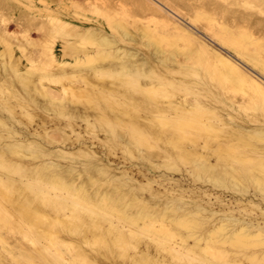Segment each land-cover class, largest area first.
Wrapping results in <instances>:
<instances>
[{
    "label": "bare ground",
    "instance_id": "bare-ground-1",
    "mask_svg": "<svg viewBox=\"0 0 264 264\" xmlns=\"http://www.w3.org/2000/svg\"><path fill=\"white\" fill-rule=\"evenodd\" d=\"M140 1L142 11L156 17L141 20L138 32L126 27L129 21L113 20L110 12L121 5L115 0L105 2L106 22L47 7L50 39H43L40 22L38 35L31 27L2 24L0 90L8 93L0 98V236L15 242L0 248V264H41L36 259L49 260L48 252L59 264H126L117 261L123 255L128 264H264V117L249 111L264 105V21L249 12L233 11L231 23L224 17L232 13L230 3L264 8V0H183L187 11L173 0ZM173 38L184 45L166 54L162 42ZM13 39L40 45L37 57L52 71L33 82L24 63L30 58L13 55ZM23 45L18 47L25 50ZM196 57L208 62L224 90L240 88L243 96L224 98L201 76H176L187 69L190 74L185 61ZM108 71L124 73L131 87L116 91L115 82L91 89L89 72ZM70 74L79 76L73 77L77 84L63 83V94L50 88L40 97L22 92L31 81L37 88L44 78L63 82ZM168 85L191 88L195 96L166 91ZM125 125L130 139L115 131ZM192 129L195 145H180ZM113 136L124 140V155L102 154L98 143H111ZM134 146L142 161L125 155ZM188 159L190 169L176 165Z\"/></svg>",
    "mask_w": 264,
    "mask_h": 264
},
{
    "label": "rangeland",
    "instance_id": "rangeland-1",
    "mask_svg": "<svg viewBox=\"0 0 264 264\" xmlns=\"http://www.w3.org/2000/svg\"><path fill=\"white\" fill-rule=\"evenodd\" d=\"M85 1H87V3L85 2ZM99 2H97V0L95 1V0H92V1H90V0H76L75 2H73L72 0H0V7L1 6H4L5 8H7V9H3L4 7H1L0 8V16L2 17V15H3V17H5V18H1L0 17V29L1 28H3V26L7 23V25L9 24V26H11L12 28L13 27H17L18 29H20V30H22V31H24V30H26V29H28L29 27H31V28H29V29H31L32 30V32H33V35H38L39 34V32H40V29H39V24L41 23V26H44L43 27V30H42V32L44 31V33H45V35H44V37H43V39L45 40V39H50V35H51V31H49V26H47V24H48V17L46 16L47 15V9L48 8H53V9H56V11L57 12H59V14L60 15H62V16H64V15H68V16H72L74 19L76 18V19H83L84 17L86 18V17H88V19L89 20H91V21H96L97 19H99V20H103L104 22H106L105 21V17H104V9L103 8H105L106 6H107V4H108V2L109 3H111L112 5L115 3V2H113L114 0H107V2L106 1H104V0H98ZM101 1H103V2H101ZM117 3L119 2H121V5H119L118 6V9H116V10H112L111 12L110 11H108V12H110V15L112 16V18H113V20H116V21H119V22H122L123 24H125L127 21H129V22H127L125 25H126V27L128 28L129 27V29L130 30H132V31H134L136 28V31L138 30L139 31V29H138V27H139V24H140V21L141 20H144V21H147V20H151V19H153V18H155L156 16H154L155 14H151V13H149V12H143L142 10V8H140L141 7V1L140 0H137V1H135V0H115ZM132 1H135V3H133ZM170 2H171V0H169ZM176 1H177V3H179V4H177L176 3ZM181 1V2H180ZM206 1H209V0H206ZM210 1H212V0H210ZM86 4H85V3ZM94 2V3H93ZM107 4H106V3ZM113 2V3H112ZM132 2V3H131ZM174 2V4H176L178 7L179 6H181V7H179L180 9H182L183 11H187L188 10V5H187V2H183V0H173L172 1V3ZM251 2V3H250ZM249 3L248 2H243V1H235V2H233V3H230L229 4V9L230 10H232V13L231 12H229V13H227V14H225L224 15V17H225V20H227L228 19V21H229V23H231L234 19H235V16L234 15H236V14H238V13H244V12H246V13H248L249 12V14H251L252 16H253V14H254V17H257L258 15H259V17H257V18H261V19H263V21H264V8H259L258 6H257V3L256 2H254L253 3V1H250ZM6 3V4H5ZM25 3V4H24ZM75 3V4H74ZM76 3H77V5H76ZM98 3H102L101 5L100 4H98ZM104 3H105V5H104ZM181 3H183L182 5H181ZM185 3V4H184ZM11 5V6H8V5ZM71 4V5H70ZM81 4V5H80ZM90 4V5H89ZM96 4V5H95ZM110 4V5H111ZM135 4V5H134ZM255 4V5H254ZM8 7H7V6ZM83 5H84V7H85V9H84V7H83ZM87 5V6H86ZM94 7H93V6ZM109 5V4H108ZM126 5V6H125ZM136 5H137V7L139 6V8H137V9H139L140 11H139V13H137V14H140V16L139 15H137L136 14V12L138 11V10H136ZM187 5V6H186ZM28 6V7H27ZM39 6V7H38ZM130 6H132L131 8V10H130ZM257 6V7H256ZM10 7V8H9ZM48 7V8H47ZM78 7V8H77ZM96 7V10L97 11H94L93 12V10H94V8ZM234 7H237L236 9H234ZM75 8V9H74ZM100 8V9H99ZM125 8V9H124ZM127 8V9H126ZM256 8V9H255ZM3 9V10H2ZM69 9V10H68ZM74 9V10H73ZM88 9V10H87ZM130 10V12L129 11H127V10ZM238 9H239V11H238ZM24 11V12H20V11ZM101 10V11H100ZM125 10H126V12H125ZM133 10V12H131ZM260 10V11H259ZM142 11V13L144 14L145 13V15L143 16V14H141L140 12ZM236 13H234V12ZM125 12V13H124ZM68 13H71V14H68ZM88 13V14H87ZM97 13V14H96ZM116 13H118V14H116ZM124 13V14H123ZM131 15H130V14ZM147 13V14H146ZM231 13V14H230ZM27 14H29V15H27ZM77 14V15H76ZM87 14V15H86ZM221 14V15H220ZM257 14V15H256ZM261 14H262V16H261ZM89 15V16H88ZM96 15V16H95ZM127 16V18L125 17V16ZM217 15V18L218 19H220V20H224V18H222L223 17V14L222 13H217L216 14ZM232 15L234 16V17H232ZM26 16H29L28 18L26 17ZM122 16V17H121ZM132 16H135L136 18H134L133 19V17ZM143 16V17H142ZM229 16V17H228ZM20 17H22V18H20ZM35 17V18H34ZM37 17V18H36ZM39 17V18H38ZM118 17V18H117ZM120 17V18H119ZM129 17V18H128ZM146 17V18H145ZM232 17V18H231ZM19 18V20L17 21V19ZM26 18V19H25ZM133 20H132V19ZM16 19V20H15ZM21 19V20H20ZM28 19V20H27ZM32 19V20H31ZM34 19V20H33ZM37 19V20H36ZM39 19H40V21H39ZM130 19L132 20V21H130ZM3 20L5 21V22H3ZM16 21V23H15V21ZM135 20V21H134ZM231 20V21H230ZM33 21V22H32ZM134 21V22H133ZM138 21V22H137ZM31 22V23H30ZM40 22V23H39ZM201 22H205V20L203 19V20H201ZM5 23V24H4ZM18 23V24H17ZM46 23V24H45ZM132 23V24H131ZM151 23H153L152 22V20H151ZM2 24H4L3 26H2ZM33 24V25H32ZM42 24H44V25H42ZM46 25V26H45ZM128 25V26H127ZM135 25L137 26V27H135ZM38 26V27H37ZM135 28H134V27ZM48 29V30H47ZM252 29L256 32V34H259V33H261V30H258V29H260V27H257V26H255V25H253V27H252ZM38 31V32H37ZM49 31V32H48ZM114 31V30H113ZM137 31V32H138ZM136 32V33H137ZM46 37V38H45ZM72 39H73V42H75L74 40H75V38H71V41H72ZM9 40H12V39H9ZM9 40H7V42H9V43H11ZM174 40V41H173ZM13 41H15V43H13ZM13 41H12V46H13V48L15 49L14 50V53H13V55L14 56H16V55H22V56H25L26 54V56H28L29 58H30V60H28V59H26L25 60V62L24 63H26V64H28V67H30L32 70H31V76L32 75H34L33 77H32V80H34L33 82H37L38 81V76H39V74H40V72H43V71H45V73L44 74H47V73H50L51 71H52V66L50 65V64H47V62H45L44 60L42 61V60H40L38 57H37V54H36V52H38V49H39V46L40 45H35V44H30L29 45V43L28 42H25L24 43V41L22 40V39H18V42H16L17 41V39L15 40V39H13ZM20 41V42H19ZM23 43H22V42ZM125 41V43H128L129 41L128 40H124ZM183 40H181V39H177V38H173V39H171L170 41H168V40H165V41H163L162 42V47H163V49H164V51H166L165 53L166 54H169L170 53V51L171 52H173L175 49H177V48H180V47H182L183 45H184V42H182ZM44 42V41H43ZM4 42H0V49H4L3 48V46H4V44H3ZM20 43V44H19ZM130 43V42H129ZM132 43V42H131ZM15 44H18V45H23V47H24V49L25 50H23V48H21L20 49V46L18 47V45L16 46ZM77 44H78V42H77ZM80 44V43H79ZM88 44H90V45H88ZM171 46H170V45ZM86 46V43L85 44H80L79 46ZM92 45V46H91ZM94 45V46H93ZM130 45H133V44H130ZM178 47H177V46ZM174 46V47H173ZM17 47V48H16ZM86 47H88V49H92V50H96V47H97V45H95V44H92V43H87V46ZM90 47H93V48H90ZM175 48V49H173V48ZM19 48V49H18ZM32 48V49H31ZM31 50H34V51H32L31 52ZM24 52H26V53H24ZM33 52H35V53H33ZM168 52V53H167ZM29 55H31V56H35L36 57V59L38 58L39 60H40V62H39V60L38 61H34V58H32L33 59V61L31 60V56H29ZM13 56V57H14ZM181 56V57H180ZM180 57V58H179ZM179 57H178V59H181L182 58V60H185V57L183 58L182 57V54H180L179 55ZM195 59V60H194ZM198 59V60H197ZM190 61L188 62V59H187V61H185L186 62V64H189V65H192V68H193V70H190V74H189V69H187V71H185L186 73H187V75H186V73H177L176 74V76L178 75V76H184L185 78H188L189 80H191V79H194V78H196V77H202V79H204V80H206V81H209V82H211V83H213V89H214V91H215V95H217V94H219V92L222 94V96L224 97V98H226L227 97V95L229 94V95H234L235 97H238V98H241L242 96H243V90L242 89H240V88H234V87H231V88H229V89H227V90H224L222 87H221V85H219L217 82H216V79H215V75H214V73L213 72H211V71H209L210 70V67L208 66L209 64H208V62L203 58V57H200V58H193V59H189ZM38 63L39 65H35V64H33V63ZM87 62V61H86ZM195 63V64H194ZM203 63V64H202ZM32 64V65H31ZM86 64H92L91 62H87ZM200 64V65H199ZM197 65V66H196ZM207 65V66H206ZM33 66H34V68H33ZM194 66V67H193ZM203 67V68H202ZM35 68L38 70V72H37V70H35ZM34 69V70H33ZM207 69H209V70H207ZM186 70V69H185ZM196 70V71H195ZM201 70H204V71H201ZM35 71V72H34ZM49 71V72H48ZM191 71H192V73H191ZM195 73H194V72ZM200 71V72H199ZM197 72V73H196ZM91 73V74H90ZM93 72H89V75H87V78L89 79V81L90 82H93V83H90L91 84V86L92 87H90L91 89H93V90H96V89H98V86L99 85H101V83L102 84H106V83H114L115 84V82H116V84L115 85H118V87L116 86V91H120V88H121V90H122V88L123 89H127V88H129V87H131L130 85L128 86L127 84H125V83H128V82H125L126 81V75H124V73H121L122 75H123V77H122V75L121 74H119L118 75V77L116 78L115 77V75L114 74H112V72H110V71H108V73L107 72H105V73H107V74H109L108 76H109V78H107L105 75H103V74H105V73H96V76H94V73L92 74ZM38 74V75H37ZM78 74V73H77ZM77 74H75V75H69L71 78H64V81L62 82V80H60V81H56V82H54V81H52V79L54 78L53 77V75L52 76H50V79H43L42 81H43V83H44V86L42 87V86H39V87H37V88H34L33 87V85H34V83L31 81L30 82V87H29V85H28V87L29 88H23V90H22V92H24V90L27 92V93H30V94H32L33 93V95H36V96H42V92L43 91H45L46 89L47 90H56V91H58L59 93H62V85H63V83L66 85V84H70L71 82V84L74 86H76V84H77V82L76 81H74V79H73V77H79ZM101 74H102V76H101ZM35 75H36V77H35ZM114 76V78L112 79L111 77L112 76ZM197 75H199V76H197ZM88 76H90V77H88ZM93 76V77H92ZM97 76H98V78H97ZM121 76V77H120ZM193 76V77H192ZM196 76V77H195ZM204 76V77H203ZM35 77V78H34ZM95 77H96V79H95ZM99 77H100V79H99ZM102 77H104L105 79H103ZM125 77V78H124ZM206 77V78H205ZM212 77H214L213 79H212ZM101 78H102V80H101ZM116 78V79H115ZM121 78H124V79H121ZM116 81H115V80ZM51 80V81H50ZM67 80V81H66ZM69 80V81H68ZM92 80V81H91ZM117 80L119 81V83H121V85L119 84V83H117ZM121 80L124 82H121ZM95 81V82H94ZM97 81H99V83L97 82ZM101 81V82H100ZM114 81V82H113ZM59 82V83H58ZM67 82V83H66ZM74 82H76V83H74ZM104 82V83H103ZM74 83V84H73ZM97 83V84H96ZM58 84H60V85H58ZM99 84V85H98ZM130 84V83H129ZM194 85V84H193ZM60 86H61V88H60ZM124 86V87H123ZM32 88V89H31ZM40 88V89H39ZM50 88V89H49ZM119 88V89H118ZM234 88V89H233ZM6 88H2V90H0L1 91V93H0V98H1V95H7V93H8V91H6L5 90ZM30 89V90H29ZM42 89V90H41ZM115 87L114 88H112L111 90V92H112V94L110 93V98H111V96H115ZM180 89H181V87H180ZM8 90V89H7ZM113 90H114V92H113ZM165 90L166 91H170V92H173L174 90H175V92L177 93V94H182L183 96H186V98H188V99H192L194 96H195V94H194V91L191 89V88H189V89H186V90H184L183 88L181 89V91H178V89H175V88H173L172 86H170V85H168L166 88H165ZM173 90V91H172ZM231 90V91H230ZM236 90H238V91H236ZM241 92H240V91ZM39 91V92H38ZM223 91L225 92L226 91V95L225 94H223ZM7 92V93H6ZM25 93V92H24ZM39 93V94H38ZM63 94V93H62ZM257 105H258V107H257ZM251 106V107H250ZM249 107V111H253V113H254V115H256L257 116V118H259V117H264V105L262 104V103H259V104H256L255 106L254 105H250ZM260 107V108H259ZM251 108L253 109V110H251ZM92 110V109H91ZM255 111V112H254ZM144 111H142L141 109H140V111H138V113H143ZM261 113V115H262V113H263V116H260V113ZM259 114V115H258ZM259 116V117H258ZM67 118V117H66ZM166 129H169V127H167ZM165 129V130H166ZM105 131H106V128H103V127H101L100 129H98V132H99V135L100 136H104V133H105ZM115 131H116V133L117 132H121V133H123V134H127L126 135V137L128 138V139H130V136L132 135V131H131V129L127 126V125H125V126H119V127H115ZM166 131H169V130H166ZM191 131H193V132H191ZM190 132H187L184 136V138H181L180 140H179V144L180 145H183L184 147H190V146H192L191 144H194L195 145V133H196V130H194V129H192ZM220 134H222V132L220 133ZM191 136H192V139H191ZM197 136V135H196ZM126 139V138H125ZM200 140H202V139H198L197 141H200ZM110 142L111 143H98V145L100 146V150H101V152H102V154L104 153V155H124V150H125V142H124V140H122V139H119L118 138V136L117 137H112V139L110 140ZM216 141H214V143H215ZM213 143V144H214ZM162 144V143H161ZM160 144V145H161ZM189 144H190V146H189ZM137 145H138V147H140L141 149H143V152H147L148 150H150V148H149V146L147 145L146 146V144L144 145V144H138L137 143ZM163 146H165V144H163ZM138 147L137 148H135V146H134V149H133V152L132 153H130V152H127L126 153V151H125V155H128V156H130L133 160H137V161H142V159H141V157L140 156H138L139 155V153H138ZM148 147V148H147ZM110 148V149H109ZM148 149V150H147ZM176 150H177V148H176ZM144 161V160H143ZM189 161V162H188ZM188 161H177V166L178 167H180L181 169H190L191 168V165H192V162H191V160L190 159H188ZM144 162H146V161H144ZM146 163H148V162H146ZM23 236H19V237H17V239H23L22 238ZM145 237H147V236H145ZM0 248H3V246L5 245V243L7 242V241H12V239H13V242H11V243H14L15 242V239L14 238H10V237H4V236H0ZM6 238V239H5ZM191 240V239H190ZM24 242H26L27 243V241L24 239ZM20 253V252H19ZM19 253H18V251L15 249V252H14V254L16 255V256H18L19 255ZM47 253V252H46ZM39 254V253H38ZM50 255V256H49ZM41 255H37L35 258H37V257H40ZM46 256L49 258V260L48 259H43L42 260V258H43V256L41 257V259H39V258H37L36 259V261L37 262H39V263H41V264H59V262L57 261V259L55 260V255L54 256H52L51 255V253H47L46 254ZM45 258V257H44ZM117 261H119V262H123V263H126V264H128V260H129V257L126 255H123V256H120V257H117ZM41 261V262H40ZM47 261V262H46ZM73 264H76V262H74ZM115 264H117V263H115Z\"/></svg>",
    "mask_w": 264,
    "mask_h": 264
}]
</instances>
